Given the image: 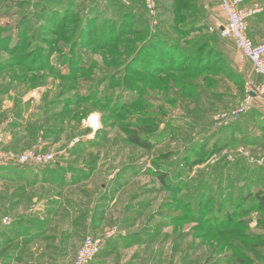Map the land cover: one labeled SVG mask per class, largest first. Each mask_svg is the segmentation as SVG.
I'll return each mask as SVG.
<instances>
[{
    "label": "rangeland",
    "instance_id": "1",
    "mask_svg": "<svg viewBox=\"0 0 264 264\" xmlns=\"http://www.w3.org/2000/svg\"><path fill=\"white\" fill-rule=\"evenodd\" d=\"M58 2L0 0V148L55 160L49 168L1 165L0 223L44 219L48 232L83 241L117 226L153 240L111 264H264V201L252 207L264 197V99L235 114L257 79L233 40L213 28L225 19L206 18L201 0H155L153 10L148 0L103 1L94 17L74 2L62 20L45 19L49 8L63 11ZM247 4L261 8L254 25L264 30V0ZM119 19L125 25L113 32L108 22ZM200 19L204 31L181 32ZM167 34L194 57L171 48ZM94 114L96 132L85 125ZM13 121L19 131L10 132ZM135 132L151 146L136 145ZM202 192L206 220H233L211 229L193 218Z\"/></svg>",
    "mask_w": 264,
    "mask_h": 264
},
{
    "label": "crops",
    "instance_id": "2",
    "mask_svg": "<svg viewBox=\"0 0 264 264\" xmlns=\"http://www.w3.org/2000/svg\"><path fill=\"white\" fill-rule=\"evenodd\" d=\"M62 1H63V5H61V8L64 10L71 7V4L74 2L82 6H85L87 4L89 5V7L86 5L88 7V9L86 10L90 11L89 13L92 14L91 16L94 17L95 12L100 7L101 2L113 1V0H62ZM201 1L203 2L204 7H206L209 10L208 14H206V18L211 20L213 18V13L210 11V9L213 6L215 0H201ZM218 8L215 7L217 13H215L216 15L214 16L213 20L218 19V16L220 15L222 16V19H225L224 13L221 10V3H220V11H218ZM96 14H98V12ZM98 16L101 15L99 14ZM122 16L123 15H121L120 17ZM120 20L121 19H119L118 21ZM254 21H255L254 17H251L249 19V24H250L249 32L250 35L253 37V39L256 42H259L261 41L264 35V30L255 27ZM249 66L252 69L251 63L249 64ZM255 76L258 83H261L263 81L262 76L256 74ZM36 222L37 220H34V222L31 223L29 220L26 219V217H24L15 220L11 225L2 226V229L0 231V264H74L78 249L84 237L80 239H78L77 237H75V239L69 236L64 237L60 234H54L52 232H48L47 229L39 232L36 226L37 224ZM38 222L44 223L47 221L41 219L38 220ZM94 235L96 236V234ZM137 236L138 235H135V233H132V231H127V233L124 231L121 234L117 235L116 237L106 241L103 244L101 253L95 258L92 264H111L112 259L119 253L125 251L126 252L134 251V249H136L137 246L140 245L138 243L139 241L137 239ZM73 239L78 244L75 245L76 247L72 246L70 248V245H68V243Z\"/></svg>",
    "mask_w": 264,
    "mask_h": 264
},
{
    "label": "built area",
    "instance_id": "3",
    "mask_svg": "<svg viewBox=\"0 0 264 264\" xmlns=\"http://www.w3.org/2000/svg\"><path fill=\"white\" fill-rule=\"evenodd\" d=\"M248 0H222L221 10L224 13L225 22H217L215 30H218L220 35L232 39L241 55L250 61L253 72L256 75L263 77L261 83H252L250 88L251 96L245 99V103L241 104L235 111L238 116L245 112L253 97H259L264 99V35L261 41L256 42L250 35V24L249 19L254 14L261 11V8L254 7L250 8L247 5ZM150 8L155 7V0H148ZM213 29V30H214ZM250 103V104H249ZM85 125L91 128L93 132H96L100 127L99 117L94 114L90 116L86 121ZM2 129H0V145L3 141L4 135ZM79 140L76 139L73 144ZM45 142L42 139L39 140V147H43ZM240 153L248 155L249 152L240 150ZM54 155L50 152L40 151H28L22 154L16 155L13 152L6 153L0 148V164H7L9 162L17 161L21 164L35 163L45 165L53 162ZM10 217H5L1 221V225H10L12 223ZM121 234L119 228L113 227L107 230L102 237H95L92 234L86 235L82 246L79 248L77 257L74 264H92L95 258L100 254L103 244Z\"/></svg>",
    "mask_w": 264,
    "mask_h": 264
},
{
    "label": "trees",
    "instance_id": "4",
    "mask_svg": "<svg viewBox=\"0 0 264 264\" xmlns=\"http://www.w3.org/2000/svg\"><path fill=\"white\" fill-rule=\"evenodd\" d=\"M55 4H59L60 6L61 5H63V1L62 0H60V2H58V3H55ZM71 6H72V4H71ZM177 7H178V4L176 3L175 4V9H177ZM50 9V11L48 10V13H47V11L45 10V13H44V17H45V19H53V18H59V19H63V18H65V16H66V14L68 13V11H70V10H72L70 7L69 8H67V9H62L63 11H60V10H56V9H51V8H49ZM62 12H65V14L64 15H61V13ZM90 16H91V14L89 13V12H87ZM58 16V17H57ZM93 17V16H92ZM26 20L27 19H24L23 21H21V23H19V29L22 31V33L24 34V33H26V31H27V28L28 27H25L26 26ZM106 20V19H105ZM199 20V19H198ZM108 21H110V20H108ZM121 22L119 23V21L118 22H116V21H114V20H111L110 22H108V23H110V25L109 26H111V30L114 32V29H116V30H121L123 27H124V25H125V21H123V19L122 20H120ZM200 21L201 22H203V24H198L196 21L195 22H193V23H191V25H189L190 27L187 29V30H184V29H181V32L183 33V32H187V33H192L193 31H201V30H205V27H203V26H206L207 25V22L205 21V20H203V19H200ZM122 24V25H121ZM193 29V30H192ZM201 29V30H200ZM209 30V29H208ZM37 32V31H36ZM160 34V33H159ZM161 35H163V34H161ZM164 35H165V33H164ZM168 36H166V38L167 39H165L164 38V40L166 41H168V42H170V44H171V48L172 47H176L177 49H178V51H181V52H183L184 53V55L185 56H187V57H194V51H193V49H191V47H187V48H184V47H181L177 42H175V41H173V39L170 37V35L169 34H167ZM12 35H10L9 37H10V41L11 40H13L12 38L13 37H11ZM2 38V37H1ZM160 38V35H157L155 38L153 37V44L154 43H156V40H158ZM152 44V45H153ZM9 45V44H8ZM154 45H156V44H154ZM17 44L15 45V46H13V47H11V49H15V48H17ZM194 47V46H193ZM202 47H205V45H204V43H200L199 44V47H198V49H199V51H201L203 48ZM213 47V46H212ZM212 47H208V48H212ZM155 49V48H154ZM157 49H159V47H157ZM177 50H176V52H178ZM206 55H208V54H205L204 56H202V59L204 60L205 59V61L204 62H208V59H206V58H204ZM7 67H9V69H11V67H12V62H9L7 65H6ZM0 68H2V66H0ZM241 115V114H240ZM22 126H21V123H19V122H12V124H11V130H10V132H15V130L16 129H18V128H21ZM142 130H147V131H151V129H148L147 127L146 128H144V126L142 127ZM135 134L137 135V133L135 132ZM135 135V136H136ZM132 140H133V142H135V144L136 145H138V146H141V147H143V148H149L150 146H151V143L150 142H148L147 140H143V139H141L140 137H139V135H137L136 137H133L132 138ZM195 161V160H194ZM193 161V162H194ZM55 162V160L53 161V162H51V163H49V164H52V163H54ZM48 164V168L50 167V165ZM1 165L2 164H0V167H1ZM46 165V164H45ZM11 168H13V167H11ZM58 169V168H57ZM57 169H54V171L55 170H57ZM58 171V170H57ZM75 171V170H74ZM76 172V171H75ZM16 174H22V173H16ZM77 174H79V172H76V174L75 175H77ZM164 174H166V173H164ZM79 176V175H78ZM63 178V177H62ZM72 180H74V178H75V176L73 175L72 177ZM50 181L51 182H54V179H50ZM58 184H63L64 183V180H62V182L60 183V182H57ZM185 183H184V181H180L179 182V184L177 185V184H175V185H177V187H181V186H183ZM170 185H173L174 187H175V185H174V183H170L169 184V186ZM202 195H203V192L202 193H198V195H197V197H196V203H193L194 204V207L193 208H195L194 210H193V218H195V219H202V221L204 222V223H206V224H208L209 226V228H211L212 229V226H214V225H216V227H218V226H221L222 224H224V223H226V222H231L232 220H233V216H231V215H226L227 217H223L222 215H214L215 216V218H216V221L213 223V220L214 219H209V220H206V213L207 212H209L210 210L208 209V202H209V199H208V197H206V199L204 200V201H202V199H200V197H202ZM200 196V197H199ZM199 198V200L197 201V199ZM257 201V203H255ZM261 201L263 202L264 201V197H261V196H257L256 195V197H255V199H254V202H253V205H252V207L253 206H257V205H259L260 203H261ZM251 207V208H252ZM26 219L27 220H29L31 223H33L34 222V220H37V224H36V226H37V228H38V230H39V232L40 231H44L45 230V225H44V223L43 222H38V219H34L33 217H26ZM212 220V221H211ZM14 221H12V223H13ZM11 223V224H12ZM210 223V224H209ZM10 224V225H11ZM213 224V225H212ZM2 226L3 225H1V223H0V231H1V229H2ZM35 226V227H36ZM137 239H138V241H145L144 242V244L146 245V246H149V245H151V244H153V240L152 239H148V240H145L143 237H141V236H137ZM102 248H103V246H102ZM102 251V250H101ZM143 252L144 251H141V253L139 252L138 253V255L139 256H141L142 254H143ZM101 253V252H100ZM135 258V257H134ZM247 259V258H246ZM241 264H242V262H240Z\"/></svg>",
    "mask_w": 264,
    "mask_h": 264
}]
</instances>
